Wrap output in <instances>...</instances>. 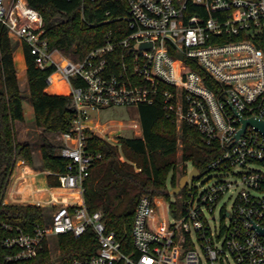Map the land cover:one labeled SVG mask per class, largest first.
Wrapping results in <instances>:
<instances>
[{"label":"built area","instance_id":"1","mask_svg":"<svg viewBox=\"0 0 264 264\" xmlns=\"http://www.w3.org/2000/svg\"><path fill=\"white\" fill-rule=\"evenodd\" d=\"M127 4L126 31L120 28L122 35H110L105 45L73 60L50 48L44 19L27 0H0V28L22 49L30 47L38 69L52 71L49 87L62 82L73 99L75 120L60 134V154L68 166L57 177L60 188L78 201L52 202L48 225L1 239L0 248L9 252L6 261L35 259L50 239L80 238L91 230L99 245L95 254L60 264H264V234L254 228L264 229V133L248 125L237 137L243 119L264 120V51L258 46L264 38V0ZM194 9L199 13L188 16ZM156 103L178 130L193 126L208 145L218 147L207 170L215 180L201 191L196 183L206 174L192 186L189 181L183 206L174 211L172 200L143 196L131 229L133 249L127 252L124 238L107 228L102 212H90L85 203V180L101 158L87 151L86 131L102 136L93 113ZM139 121L131 126L136 137L142 135ZM226 197L232 204L219 208L217 224L215 213ZM163 205L173 222L155 219Z\"/></svg>","mask_w":264,"mask_h":264},{"label":"trees","instance_id":"2","mask_svg":"<svg viewBox=\"0 0 264 264\" xmlns=\"http://www.w3.org/2000/svg\"><path fill=\"white\" fill-rule=\"evenodd\" d=\"M27 1L44 19V36L50 48L74 60L105 45L110 35H122L120 28L126 31L123 18L128 15L127 0ZM197 13L198 10L194 9L187 15ZM14 42L8 30L0 28V241L15 235L18 229L32 233L36 226L49 224L55 207L15 204L41 205L42 195L37 187L31 185L38 172L21 168L7 198L10 204L5 203V196L18 161H24L35 169L50 171L52 175L47 177L48 186L60 187L57 174L67 170L68 161L61 157V146L50 138L69 132L75 120V106L67 87H49L47 79L52 71L38 69L30 47L24 46L34 123L43 130L44 143L40 150V161L36 163L34 144L30 141L21 143L17 136L16 125L25 122L26 118L25 96L17 76ZM258 46L264 51V38H261ZM206 80L214 88L208 77ZM137 111L142 135L119 136L120 150L91 131H86L87 151L101 158L94 163L85 180V203L90 212H102L107 228L124 238L127 252L133 249L131 229L140 199L150 196L171 202L169 177L172 175V189L176 188L180 162L184 165L182 174L186 173V163H191L201 174H206L209 164L220 154L218 147L206 143L197 128L183 124L178 130L174 118L168 115L162 103L141 104ZM179 149L182 151L180 159ZM24 180L28 181L27 185L22 184ZM58 193L49 189L48 204L57 202ZM170 207L174 211L178 205L171 202ZM6 226L12 230L6 229ZM98 247L97 238L91 230L80 238L64 234L56 239L55 249L58 253L55 256L46 245L35 259L9 262L5 259L9 252L0 248V264H60L75 258L88 259Z\"/></svg>","mask_w":264,"mask_h":264},{"label":"rangeland","instance_id":"3","mask_svg":"<svg viewBox=\"0 0 264 264\" xmlns=\"http://www.w3.org/2000/svg\"><path fill=\"white\" fill-rule=\"evenodd\" d=\"M14 45L16 46V52H15V63L17 67V76L20 82V86L22 89V92L25 96L24 100V110H25V122H19L16 125L17 128V136H18V141L19 142H25V141H30L34 144V150L37 156L35 157V162L38 163L40 161V150L41 146L43 145V139H42V133L43 130L37 127L34 123V110L33 106L30 102L29 98V92H28V83H27V78H26V70H25V59L22 53V47L19 41L14 37ZM68 58H71L70 56H67ZM73 59V58H71ZM74 60V59H73ZM68 95V93H66ZM91 121L94 124L100 123V130L103 132L101 133L102 136L99 137H106L109 141H113V146H116L119 148V145H116L115 140L119 137H136V134L133 130H131V126L135 125L139 121V114L136 108H130V109H124V108H114L110 109L107 111H103L102 113H93L91 116ZM140 122V121H139ZM136 132H139L138 129L135 130ZM53 143L56 145H60L61 143V135H55L50 138ZM182 155L181 149L178 151V158L180 159ZM122 159H125L123 155H121ZM186 173H183L184 170V165L182 162L179 164V180L185 176L188 175L195 167L191 163H186ZM21 168H27L29 171H32L31 169L37 170V171H42L38 172V175L35 177V179L32 182V186L37 187L42 195L41 198V205L36 204V203H15V204H21V205H38L41 207H53L52 205L48 204V191L46 184L44 182V174L43 170L41 169H35L32 168L30 165L25 164L24 161H18L15 172L11 178L9 187L7 189V193L5 196V200H7L9 192L12 190V186L14 185L15 178L17 177L19 170ZM33 172V171H32ZM47 173V172H46ZM49 175H52L50 172ZM172 175L169 177V183H168V188L169 191L171 192L172 187L170 184ZM214 178H212V173H206L202 177V179L196 183V186L198 189L201 191L203 190L206 186L212 184L214 182ZM26 180L22 182V184H26ZM27 185V184H26ZM190 185L192 186V181H190ZM20 187V186H18ZM183 195H184V190L178 195H171V200L177 203L178 207L181 208L183 206ZM58 199H68V200H77L75 196L68 195V194H63V192H59L57 195ZM229 197V196H228ZM226 197L225 201L221 202L215 215H216V222L219 224L220 222V216L218 215V210L219 208L226 202L228 205V208H230L232 202L228 201ZM7 204H10L11 202H6ZM166 204V203H165ZM54 206H57L56 203L53 204ZM52 214V213H51ZM159 218L163 220L164 218H168L169 221L173 222L174 219L173 217L169 214L167 210V206H161L158 211ZM56 246V239L52 238L49 240V248L51 249L53 256L57 255V250L55 249Z\"/></svg>","mask_w":264,"mask_h":264},{"label":"water","instance_id":"4","mask_svg":"<svg viewBox=\"0 0 264 264\" xmlns=\"http://www.w3.org/2000/svg\"><path fill=\"white\" fill-rule=\"evenodd\" d=\"M243 129L238 133L237 137H239L241 135V133L246 129V127L248 125H252L254 126L257 130L261 131L264 133V120L260 121V120H256V119H247L244 120L243 119ZM200 176V171L196 168H194L188 175L183 176L180 180H179V184L176 188L171 190V195H177L178 193H180V191H182L183 189H185L189 183V181H193L198 179ZM254 228L264 234V229L259 227L258 225L254 224Z\"/></svg>","mask_w":264,"mask_h":264},{"label":"crops","instance_id":"5","mask_svg":"<svg viewBox=\"0 0 264 264\" xmlns=\"http://www.w3.org/2000/svg\"><path fill=\"white\" fill-rule=\"evenodd\" d=\"M22 50V53H23V49H21ZM23 56H24V53H23ZM25 59V58H24ZM25 70H26V64H25ZM33 172H42V171H37V170H34V169H31ZM43 171H46L47 173L44 175V182H45V184H46V188L47 189H50V190H52V191H55V192H63V194H68V195H70V193H68L67 191H65L64 189H62V188H51V187H49L48 186V182H47V177H48V175H49V173H50V171H47V170H43ZM27 183V182H26ZM26 185V184H25ZM58 195V194H57ZM56 201L57 202H55L56 203V205L58 206V205H61V204H67V205H70V204H73V203H76V202H78L77 200H68V199H58V197L56 196ZM7 202V200H5V203ZM54 203V204H55ZM7 204V203H6ZM50 205H51V203H50ZM159 218V216L157 215L156 217H155V219H158ZM152 226L154 227V228H156L157 227V224L155 223V220L152 222Z\"/></svg>","mask_w":264,"mask_h":264},{"label":"bare ground","instance_id":"6","mask_svg":"<svg viewBox=\"0 0 264 264\" xmlns=\"http://www.w3.org/2000/svg\"><path fill=\"white\" fill-rule=\"evenodd\" d=\"M55 85H60V86H62V87H66V86L64 85V83H62V82H57L56 80H54V83H53L52 86H55Z\"/></svg>","mask_w":264,"mask_h":264}]
</instances>
